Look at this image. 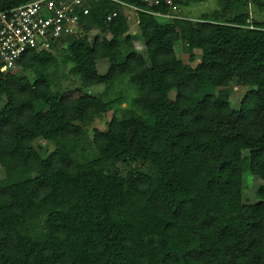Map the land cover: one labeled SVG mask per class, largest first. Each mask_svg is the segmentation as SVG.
I'll return each mask as SVG.
<instances>
[{
	"label": "trees",
	"instance_id": "16d2710c",
	"mask_svg": "<svg viewBox=\"0 0 264 264\" xmlns=\"http://www.w3.org/2000/svg\"><path fill=\"white\" fill-rule=\"evenodd\" d=\"M29 1L0 0V10ZM120 1L138 9L147 58L110 0L91 3L81 38L57 44L72 42L84 91L100 84L99 60L110 79L133 77L153 124L112 118L90 139L85 128L111 106L86 92L64 101L47 50L16 63L33 80L0 72V166L11 175L0 187V264H264V201L242 200L245 165L264 182V22H248L242 0H218L219 11L195 22L150 13L167 15L183 0ZM107 26L111 39L90 44L87 33ZM179 44L190 62L200 52L196 66L183 63ZM234 76L247 89L238 108L229 102ZM37 140L54 149L46 154Z\"/></svg>",
	"mask_w": 264,
	"mask_h": 264
},
{
	"label": "rangeland",
	"instance_id": "374dc122",
	"mask_svg": "<svg viewBox=\"0 0 264 264\" xmlns=\"http://www.w3.org/2000/svg\"><path fill=\"white\" fill-rule=\"evenodd\" d=\"M131 2H141L147 6H151L154 0H130ZM184 6H174L169 10L168 16L159 17V20L166 21L170 20L172 16L179 18H186L192 22L203 16H211L215 12L219 11L218 0H183ZM251 0H244L245 7L242 8L241 12L248 16V22H264V9L259 10L252 6ZM121 6L123 13L126 16L127 23L129 26L128 34L131 38L135 52L147 58L143 40L141 37L140 29L134 25L137 19V7L130 3ZM83 33L77 34V38H81ZM111 27L107 26L105 32H101L98 28H93L87 33V38L90 44L95 39H111ZM71 41H63L59 44H54L49 47L47 51L51 52L56 58V64L52 67L49 73L52 90L57 92L60 97L64 100H74L79 98L85 92L96 95L105 103H109L111 108L110 111L102 115L100 118L94 119L89 127H86V131L90 139L93 136V130L98 129L100 131H106L107 125L112 118L117 120H127L130 118H137L140 120L141 127L149 130L153 124V118L146 115L145 111L139 100V93L136 82L133 77H125L120 79L109 78V63L106 59L99 60L96 62V68L100 76V84L87 88L85 91L82 90L80 81L77 77L76 66L70 53ZM178 54L184 64L196 66L199 62L200 52L195 51L196 61L190 62L188 57L189 54L186 49L179 44ZM11 72H23L19 66H15ZM31 80H33V73L31 71H24ZM211 89L210 85L204 86V91L207 92ZM246 88L239 85L237 78L232 77L228 92L229 102L233 108H238L241 101L246 93ZM174 93L170 94L173 98ZM37 108H41L38 104ZM35 146L42 145L45 149L46 154L54 149V145L46 143L41 140H37L34 143ZM93 154L89 153V157ZM243 156H248V151L243 152ZM248 166L243 167V189H242V200L244 204H255L260 201H264V182L258 177L250 175L247 172ZM26 175L34 177L35 174L29 170H25ZM11 180L9 171L0 166V187L6 186Z\"/></svg>",
	"mask_w": 264,
	"mask_h": 264
},
{
	"label": "built area",
	"instance_id": "2783aa9c",
	"mask_svg": "<svg viewBox=\"0 0 264 264\" xmlns=\"http://www.w3.org/2000/svg\"><path fill=\"white\" fill-rule=\"evenodd\" d=\"M93 1L31 0L0 10V72L15 68L17 61L30 50H48L57 42L75 38L82 32V18L89 15ZM110 1L120 6L127 5L120 0ZM156 4L154 0L151 6ZM116 15V12L109 14L106 21L110 22Z\"/></svg>",
	"mask_w": 264,
	"mask_h": 264
},
{
	"label": "water",
	"instance_id": "95a60500",
	"mask_svg": "<svg viewBox=\"0 0 264 264\" xmlns=\"http://www.w3.org/2000/svg\"><path fill=\"white\" fill-rule=\"evenodd\" d=\"M135 133V129L134 128H130L127 132V137L128 139H132Z\"/></svg>",
	"mask_w": 264,
	"mask_h": 264
},
{
	"label": "crops",
	"instance_id": "0c3cea01",
	"mask_svg": "<svg viewBox=\"0 0 264 264\" xmlns=\"http://www.w3.org/2000/svg\"><path fill=\"white\" fill-rule=\"evenodd\" d=\"M242 1H244V0H242ZM264 8H262V9H260V10H263ZM138 21H137V19H136V22H135V26L138 28V30H139V26H138V23H137ZM129 31V30H128Z\"/></svg>",
	"mask_w": 264,
	"mask_h": 264
}]
</instances>
